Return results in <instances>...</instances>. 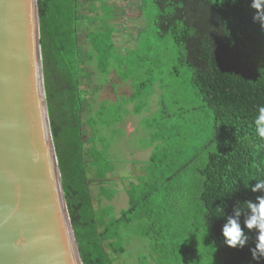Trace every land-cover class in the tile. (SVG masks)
<instances>
[{
	"label": "trees",
	"instance_id": "1",
	"mask_svg": "<svg viewBox=\"0 0 264 264\" xmlns=\"http://www.w3.org/2000/svg\"><path fill=\"white\" fill-rule=\"evenodd\" d=\"M152 2L158 10L156 34L170 36L178 47L173 72L178 74L177 66L191 72L190 85L203 103L198 109H209L212 123L206 141L176 170L168 157L171 150L155 146L146 165L156 168L163 160L164 168L131 182L130 205L115 216L100 206L101 198L111 200L113 192L102 193L111 170H103L98 157L91 128L96 114L89 124L79 119L84 107L80 51L84 33L92 30L84 24L87 13L81 0H38L48 115L82 263L116 264L115 257L125 251L123 230L137 221L141 235L151 238V264H249L256 230L245 229L250 239L243 249L223 244L221 230L237 202L262 195L250 189L264 177V142L251 126L256 108L264 105V32L252 22L251 0ZM201 153L204 165L192 177L200 185L190 194L181 185V173ZM94 185L101 190L99 198L93 195ZM221 208L224 215H218ZM252 264H264V258Z\"/></svg>",
	"mask_w": 264,
	"mask_h": 264
},
{
	"label": "rangeland",
	"instance_id": "2",
	"mask_svg": "<svg viewBox=\"0 0 264 264\" xmlns=\"http://www.w3.org/2000/svg\"><path fill=\"white\" fill-rule=\"evenodd\" d=\"M138 1L81 0V9L87 13L84 24L92 30L84 33L80 51L78 88L84 107L79 119L89 124L96 114L95 126L90 127L98 157L102 169L111 170L102 193L113 192L111 200L101 198L100 206L115 216L130 205L131 182L141 178L140 171L145 176L151 169L158 173L164 168L162 160L160 166L150 169V165L139 162L147 156H136L135 150L143 151L150 145L157 150L166 145L176 170L179 162L187 160L206 141L212 123L210 110L198 109L203 103L190 85L191 72L178 66V74L173 72L178 47L170 36L156 34V6L152 0ZM145 104L148 107L135 114ZM157 136L164 141L155 139ZM204 162L205 154L201 153L181 173V185L190 194L200 185L192 177ZM92 187L94 197L99 198L100 188ZM141 233L137 221L123 230L125 251L115 257L116 264H151V238Z\"/></svg>",
	"mask_w": 264,
	"mask_h": 264
},
{
	"label": "water",
	"instance_id": "3",
	"mask_svg": "<svg viewBox=\"0 0 264 264\" xmlns=\"http://www.w3.org/2000/svg\"><path fill=\"white\" fill-rule=\"evenodd\" d=\"M0 264H83L48 115L38 0H0Z\"/></svg>",
	"mask_w": 264,
	"mask_h": 264
},
{
	"label": "clouds",
	"instance_id": "4",
	"mask_svg": "<svg viewBox=\"0 0 264 264\" xmlns=\"http://www.w3.org/2000/svg\"><path fill=\"white\" fill-rule=\"evenodd\" d=\"M219 2L223 4L225 0H219ZM231 3H237V0H231ZM249 7L255 10L252 22L259 24L260 30L264 32V0H251ZM251 126L255 137L264 142V105L256 108ZM260 147H264V143ZM255 180L256 183L251 186L250 190L253 193H262V195L256 196L255 201L237 202V206L232 210V215L226 216V222L221 231L223 244L233 249H243L250 239V235L245 229L256 230L255 247H251L249 251L252 261H259L264 258V177H258ZM245 187H248V184ZM218 215H224L222 208ZM241 216L244 217L243 227ZM252 261L249 264H252Z\"/></svg>",
	"mask_w": 264,
	"mask_h": 264
},
{
	"label": "crops",
	"instance_id": "5",
	"mask_svg": "<svg viewBox=\"0 0 264 264\" xmlns=\"http://www.w3.org/2000/svg\"><path fill=\"white\" fill-rule=\"evenodd\" d=\"M152 96H155V94H153V95H151V97ZM148 107V104H147V106L145 107V108H147ZM144 108V109H145ZM134 109V108H133ZM132 109V110H133ZM142 111V110H141ZM140 111V112H141ZM130 112H131V110H130ZM139 112V113H140ZM135 114H137V113H135ZM117 123H119V122H117ZM154 146L153 145H150V146H148V147H145L144 149H143V151H137V150H135V153H136V156H140V157H145V155L147 156V158L145 159V160H140L139 162H141V163H146L147 164V162L149 161V159L153 156V153H154ZM144 173L142 172V171H140V175L139 176H141V175H143ZM136 181V180H135Z\"/></svg>",
	"mask_w": 264,
	"mask_h": 264
}]
</instances>
